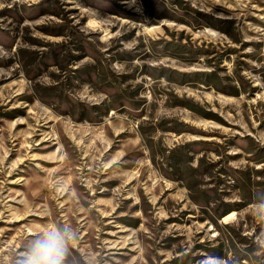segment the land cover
<instances>
[{"label":"rangeland","instance_id":"rangeland-1","mask_svg":"<svg viewBox=\"0 0 264 264\" xmlns=\"http://www.w3.org/2000/svg\"><path fill=\"white\" fill-rule=\"evenodd\" d=\"M142 3L0 0V264H264V0Z\"/></svg>","mask_w":264,"mask_h":264},{"label":"clouds","instance_id":"clouds-1","mask_svg":"<svg viewBox=\"0 0 264 264\" xmlns=\"http://www.w3.org/2000/svg\"><path fill=\"white\" fill-rule=\"evenodd\" d=\"M130 10H143L142 0H126ZM74 233L65 227L50 226L34 235L18 252L15 264H69L70 242ZM222 258L214 257L207 264H221ZM87 264V262H85Z\"/></svg>","mask_w":264,"mask_h":264}]
</instances>
